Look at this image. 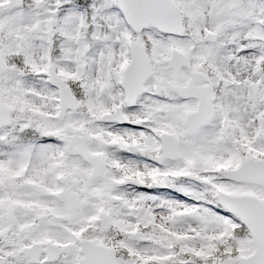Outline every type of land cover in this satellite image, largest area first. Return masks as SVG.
Returning <instances> with one entry per match:
<instances>
[{
    "label": "snow or ice",
    "instance_id": "obj_1",
    "mask_svg": "<svg viewBox=\"0 0 264 264\" xmlns=\"http://www.w3.org/2000/svg\"><path fill=\"white\" fill-rule=\"evenodd\" d=\"M0 264H264V0H0Z\"/></svg>",
    "mask_w": 264,
    "mask_h": 264
}]
</instances>
